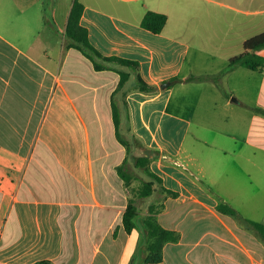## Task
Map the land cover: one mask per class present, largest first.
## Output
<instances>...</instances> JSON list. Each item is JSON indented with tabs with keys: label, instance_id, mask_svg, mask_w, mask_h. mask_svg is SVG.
Listing matches in <instances>:
<instances>
[{
	"label": "crops",
	"instance_id": "crops-1",
	"mask_svg": "<svg viewBox=\"0 0 264 264\" xmlns=\"http://www.w3.org/2000/svg\"><path fill=\"white\" fill-rule=\"evenodd\" d=\"M80 1L90 43L105 56L137 61V73L159 86L142 92L134 71L113 63L118 81L119 71L130 72L122 89L128 106L122 126L159 150L151 168L166 188L178 192L164 199L158 219L180 238L164 245L163 259L155 264H264V244L244 237L236 219L216 209L220 201L232 205V195L240 199L245 187L235 192L205 186L200 176L215 185L216 174L194 173L180 158L194 122L211 128L225 158L234 153L250 160L248 149L264 150V114L256 109H264V68L237 66L222 73L228 60L209 69L191 59L193 49L198 51L192 43L199 37L196 19L209 27L212 41L243 47L254 36L245 33V17L264 9H252L251 0ZM44 3L0 0V264H129L138 230L127 233L122 223L127 199L122 174L96 160L90 121L100 117L75 84L85 68L59 48L60 29L56 19H44ZM72 3L63 14L64 41ZM147 11L167 15L161 32L141 26ZM13 16L20 18V29L13 27ZM258 52L264 55V48ZM220 73L218 81L212 79ZM174 76L179 77L174 84L161 87ZM207 85L211 99L204 100ZM202 104L206 108L198 117Z\"/></svg>",
	"mask_w": 264,
	"mask_h": 264
},
{
	"label": "rangeland",
	"instance_id": "rangeland-1",
	"mask_svg": "<svg viewBox=\"0 0 264 264\" xmlns=\"http://www.w3.org/2000/svg\"><path fill=\"white\" fill-rule=\"evenodd\" d=\"M15 1L18 2V0ZM72 1L73 0H44V4H46V6H44V19L46 17H48V19H56L57 28L60 29L58 36L59 48L68 56L72 55L76 58L80 67L85 68L83 71L80 69L78 75H75V84H78L80 91L83 88L85 89L86 95L89 96V100L95 105H93V107H95L94 112H97L100 117V120L98 121H90L92 124V146L96 160H106L108 162L109 170L111 171L116 169L117 165L127 155L129 162L132 165L133 156L143 153V150L132 143L129 153H127L126 147L115 137L111 117L110 100L114 98L118 102H121L122 98H124L122 91L118 95H115L114 93L118 81V70L112 68L114 65L113 63L106 64L103 60L100 61L99 59V62H102L104 68L103 71H98L88 58L84 57L77 50L69 49L66 45V40L64 41L61 39L63 14L67 5L72 3ZM228 3H231V1H228ZM250 4H252V9H264V0H251ZM247 18L249 19V26L246 24L244 25V30L247 35L252 36L264 30V10L257 14L252 13L250 16L245 17V20ZM13 19L17 21V24L13 27L20 29V18L13 16ZM204 19L205 18H203V21ZM196 20L198 21V19ZM197 21L196 29L199 37H195L192 40V43L197 45L198 51L196 52L197 49H193V51L195 50L194 53L197 54L192 55L191 59H196L201 65L205 67L208 66L209 69H214L216 67H222V63H224L223 61L228 60L231 55L234 56L243 51L242 45L236 44V41H233L232 47L229 48L225 47L223 44H230L231 42H222V40L212 41L209 38L211 35L206 32L209 27H204L203 24ZM247 29H249L248 32H246ZM65 79L67 80V76ZM66 80L65 82L66 85H68V88L71 90L76 88L73 87L74 83ZM225 80L229 81L230 79L226 78ZM81 84H83V87H81ZM208 87L209 86L207 85L202 96L204 100L211 99L208 94V92H210ZM217 90L216 93L218 95ZM205 108L206 104H202L199 107L197 113L198 117L201 116L200 113L202 111H205ZM240 111L245 113L243 109H240ZM210 129L211 128H208L207 126L201 127L194 122L191 127L192 132L188 134L183 145L180 158L186 163L190 170L194 171V173H202L208 170L209 172H214L216 174L219 181L216 182L215 185L208 182L206 178L200 176L205 186L208 185L215 189L227 188L229 191L234 188L235 192L237 188L244 186L245 188L242 189L243 192L241 191V198L237 200L236 198L238 195H232L230 203L245 217L261 222L264 214V150L253 153L252 150L248 149L246 154L251 155L250 160H241V158L234 153H231L225 158L222 156L218 147L222 143L217 140H212ZM121 131L129 140L133 139L129 130L125 126L121 127ZM196 137H201L202 141ZM204 140L214 141L216 146L209 147ZM236 144L237 143H234L235 147H237ZM231 145H233V143ZM109 163H111V166ZM133 170L135 175L134 178L131 180L129 186L124 185V191L127 194V197L133 196L131 192L132 188L141 186L143 180L148 179L141 169L133 168ZM153 187L154 189L151 195L145 198H136L139 210L142 214L147 213L148 206L152 203L156 206L164 204V199L168 196L161 190V186L158 183L155 182ZM246 198L249 199L245 200ZM240 226L243 228V231L246 232L244 233V237H249L252 241L261 242L253 232L249 231L248 226L244 227L241 224ZM131 247L132 242L130 244V248ZM133 264H141L140 258L138 257Z\"/></svg>",
	"mask_w": 264,
	"mask_h": 264
},
{
	"label": "trees",
	"instance_id": "trees-1",
	"mask_svg": "<svg viewBox=\"0 0 264 264\" xmlns=\"http://www.w3.org/2000/svg\"><path fill=\"white\" fill-rule=\"evenodd\" d=\"M83 4L80 0H73L71 5L64 37L68 48L78 50L84 57L88 58L94 65L95 69L101 70L104 68V63H116L122 66H126L134 71L135 74V87L146 93H153L159 89L157 84H150L146 82L139 73H137L138 62L132 59L123 58L116 55L105 56L101 54L89 40L88 29L80 22L82 15ZM167 15L157 11H147L142 20L141 26L149 29L153 32H161L166 25ZM264 48V31L246 39L243 42V51L237 55H234L228 59L227 65L222 71H229L237 66H243L252 70H261L264 68V55L258 51ZM221 73L212 77V79L218 81ZM130 72L119 71V81L116 85L114 93L117 94L122 91L124 84L128 80ZM179 77L174 76L168 80L171 85L174 84ZM122 103H119L114 98L111 99L110 109L112 115V122L114 127V134L116 139L126 147L127 153H129L131 144L140 147L143 153L133 156L132 165L129 162V158L126 157L120 164L117 165V171L121 172L124 185L129 186L131 180L134 178V170L141 169L148 179L143 180L141 186L132 188L131 192L133 196L127 197L125 201V208L122 215V223L127 233H130L133 229L138 230V240L134 253L131 256L129 264L136 262V259L140 258L141 264H155L159 263L163 259V248L168 242H176L179 240L180 235L178 231L167 228L161 224L158 219V213L163 209L164 204L156 206L150 204L146 214H142L139 210L136 198H145L152 194L154 183H158L161 186V190L169 196L176 197L178 192L169 188H166L162 183V178L151 168V162L158 156L159 150L150 148L143 144L140 139L133 134L132 140H129L125 134L121 131L122 127V111L127 108V103L122 98ZM257 111L264 114V109L256 108ZM216 209L229 216H232L242 226H248L249 231L253 232L257 238L264 244V223L249 219L242 215L232 205L220 201L216 205ZM252 229V230H250ZM34 264H52L50 260H39Z\"/></svg>",
	"mask_w": 264,
	"mask_h": 264
},
{
	"label": "water",
	"instance_id": "water-1",
	"mask_svg": "<svg viewBox=\"0 0 264 264\" xmlns=\"http://www.w3.org/2000/svg\"><path fill=\"white\" fill-rule=\"evenodd\" d=\"M170 84V81H165V82H163L162 84H161V87L162 88H165L167 85H169Z\"/></svg>",
	"mask_w": 264,
	"mask_h": 264
}]
</instances>
